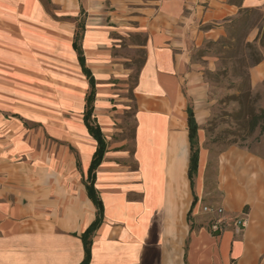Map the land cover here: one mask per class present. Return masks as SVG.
Returning a JSON list of instances; mask_svg holds the SVG:
<instances>
[{"label":"crops","instance_id":"obj_1","mask_svg":"<svg viewBox=\"0 0 264 264\" xmlns=\"http://www.w3.org/2000/svg\"><path fill=\"white\" fill-rule=\"evenodd\" d=\"M50 3L52 13L41 0H0V53L23 49L36 65L23 69L32 88L24 93L13 76H0V264H81L85 257L81 236L97 218L85 186L97 142L84 123L90 84L73 48L82 6V48L96 82L94 118L107 142L95 181L103 218L89 264H264V140L255 150L231 146L213 155L204 130L207 90L189 53L193 42L218 38L220 23L240 11L264 12V0ZM27 5L29 13L20 14ZM214 24L219 28L200 29ZM256 37L254 31L249 40ZM14 40L22 42L19 49ZM121 40L129 43L130 58L117 54ZM1 65L17 67L0 55ZM250 78L253 88L263 85L264 61ZM130 80L132 95L122 98ZM186 87L200 148V203L189 221ZM128 102L134 109L129 150L122 126ZM206 203L224 212L205 214ZM243 220L241 230L236 223Z\"/></svg>","mask_w":264,"mask_h":264},{"label":"rangeland","instance_id":"obj_2","mask_svg":"<svg viewBox=\"0 0 264 264\" xmlns=\"http://www.w3.org/2000/svg\"><path fill=\"white\" fill-rule=\"evenodd\" d=\"M41 1L46 10L52 13L54 7L51 5L50 0ZM227 1L228 3L238 4L241 0ZM19 13L23 15L29 13V6L20 7ZM220 25L223 33L218 38H208L189 45L190 61L198 71L207 90L205 95L210 107V115L204 130L207 137V146L212 147L214 156L220 150L236 145L255 150L258 143L264 140V132L260 128L252 134L249 132L246 125V114L244 113L249 106H253L257 112L264 110V84L259 88H253L252 85H249L248 75L251 66L259 59V55L257 58L255 53L259 52L258 54L264 56L262 46L264 12L261 10L255 11L250 13L247 18L239 14L234 18L225 20ZM213 28H219V26L215 24L200 26L201 30ZM254 31L257 32L256 39L249 40ZM248 43L252 45V49L248 47ZM21 44L22 42L19 40L11 41V46L18 49ZM128 44L127 41L121 40L116 50L117 54L130 58L133 53L128 48ZM185 44L188 60V39ZM22 50H19L16 56L9 53H0L1 59L14 60L17 64L16 70L7 69L1 65L0 76H13L16 79L18 89L24 93V91H29L32 88L30 85L31 77L23 69H35L36 65L32 58ZM130 83L131 80L127 84L128 86L123 85L122 98L128 99L132 95V85ZM184 95L188 105L194 108V103L191 97L188 96L187 87L184 89ZM133 110L132 103L128 102L122 119V126L124 125L126 128L125 138L127 139L124 147L128 150L132 148ZM116 139H119V137H116ZM194 193L195 185L188 215L192 211L188 221L192 219V212L200 203ZM204 206L210 205L208 203L201 204L202 212Z\"/></svg>","mask_w":264,"mask_h":264},{"label":"trees","instance_id":"obj_3","mask_svg":"<svg viewBox=\"0 0 264 264\" xmlns=\"http://www.w3.org/2000/svg\"><path fill=\"white\" fill-rule=\"evenodd\" d=\"M240 3H238L237 5H239ZM255 11H258V10H255V9L244 10V11H240L239 14H241L242 17L247 18L249 17L250 13H253ZM74 21L76 22V31H75V36H74L73 48L75 52L77 53L78 61L80 63L82 71L87 77L89 84H90V91L88 92L86 96L84 123H85V126L90 136L97 142V149L92 157L90 168L88 171V178L85 182L87 194L97 209V218L93 222V224L87 229V231L81 236V240L83 242L84 251H85V257L81 264H89L91 260V247H92L93 235L95 231L101 225L102 218H103L104 207H103L101 197L99 193L97 192V190L95 189V181H96V171L98 167L101 165L104 159V156L106 154V151H107V142L105 140V137L102 133L100 126L98 125L96 119L94 118L96 82H95V79L91 71L86 66V61H85L84 52L82 48V41L84 37L85 21H86V12L83 9V6L81 8L80 16L75 18ZM263 37H264V34H263ZM262 46L264 49V41L262 42ZM248 47L252 49V45L249 43H248ZM258 53L259 52H257V54L255 53V56L258 58V55H259V59L255 61V63L251 66V68L255 67L256 65L264 61V56ZM248 75H249V80H250L249 85L251 86L250 73ZM244 113L246 114L245 116L247 118L246 125L251 134L254 133V131L259 128L262 130V132H264V110L257 112L254 110L253 106H249L247 109H245ZM187 114H188V131H189V143H190V160H189V169H188V179L190 181L191 189L193 191L194 185H195V179L198 174V166H199V155H200L199 139H198L199 126L196 122L194 109L192 106H188ZM132 139H133V136H132ZM190 216H191V211L188 215V219L190 218Z\"/></svg>","mask_w":264,"mask_h":264},{"label":"built area","instance_id":"obj_4","mask_svg":"<svg viewBox=\"0 0 264 264\" xmlns=\"http://www.w3.org/2000/svg\"><path fill=\"white\" fill-rule=\"evenodd\" d=\"M203 212L208 215H221L224 211L222 208H215L212 206H204ZM237 227H239L241 230L244 228L245 221H239L236 223ZM211 230L215 234H219L221 231L220 224L218 222H213L211 225Z\"/></svg>","mask_w":264,"mask_h":264}]
</instances>
